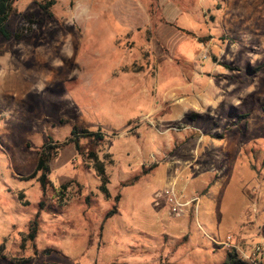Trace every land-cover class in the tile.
Masks as SVG:
<instances>
[{
  "label": "rangeland",
  "instance_id": "374dc122",
  "mask_svg": "<svg viewBox=\"0 0 264 264\" xmlns=\"http://www.w3.org/2000/svg\"><path fill=\"white\" fill-rule=\"evenodd\" d=\"M49 1L19 0L8 29L28 16L39 28L0 37V264H221L226 232L250 253L261 239L247 232L264 231V0H53L45 13ZM74 128L103 137L110 200L73 144L52 161L44 195L25 179L42 146ZM166 164L203 204L201 235L176 248L142 216L164 201ZM114 206L121 215L100 232ZM33 223L36 240L21 249Z\"/></svg>",
  "mask_w": 264,
  "mask_h": 264
},
{
  "label": "trees",
  "instance_id": "16d2710c",
  "mask_svg": "<svg viewBox=\"0 0 264 264\" xmlns=\"http://www.w3.org/2000/svg\"><path fill=\"white\" fill-rule=\"evenodd\" d=\"M19 0H0V37L5 40H15L21 41L24 38L30 37L34 31H36L40 26V21L34 16H28L24 19V21L17 26L15 32H11L7 25L11 14L13 13L14 6L18 3ZM54 1L51 0L47 4H40L42 10L46 13L47 8L52 6ZM217 140H222L223 136H215ZM81 139H87L88 141V149L86 152L83 151L81 145ZM94 139V142L92 141ZM100 140H103L101 135H93L89 133L87 130L82 129L78 130V128H74L71 132L70 138H68L65 142L58 144L53 141H48L45 143L40 151L38 152L37 163L34 172L27 178L34 179L39 184L43 195L47 191V188L50 184L49 182V174L51 172V163L58 155L59 151L66 145L73 144L76 152L79 155L84 156L86 160L89 162L91 168L93 169L96 177L99 180L98 191L103 195L104 199L110 200L111 193L109 190L110 178L106 172V163L105 160H102L98 155V148L101 145ZM110 155H105L104 157L108 158ZM151 167L149 170H152ZM137 180V178H135ZM133 180V181H135ZM132 181V182H133ZM70 183H65L61 185L59 194L61 195L59 203L60 205H65L67 202V189ZM214 181H212L207 188L204 190V194L207 193L213 186ZM23 193H19L20 199L23 198ZM120 196L116 195L113 200L115 202L119 201ZM117 213V206H114L111 210H109L104 218L101 221L99 231L102 232L105 223L112 218ZM38 229L36 224H30L28 227V231L24 233L21 237V249H25L26 244L34 243L37 237ZM4 244L0 243V259H5L3 255ZM49 251H45L46 254ZM10 263L13 264H29L30 260L28 258L25 259H15ZM221 264H250L246 260L242 259V257L238 254L235 248L226 249V256L224 261Z\"/></svg>",
  "mask_w": 264,
  "mask_h": 264
},
{
  "label": "crops",
  "instance_id": "0c3cea01",
  "mask_svg": "<svg viewBox=\"0 0 264 264\" xmlns=\"http://www.w3.org/2000/svg\"><path fill=\"white\" fill-rule=\"evenodd\" d=\"M171 6L172 5H170V3H167V5L165 6V11H164L166 16L168 17V19H167L168 22L176 21V18L178 17V14L175 13L174 6L173 7H171ZM177 34H179V33H177ZM127 166H128V164L126 163V167ZM151 167L156 168L157 165H152ZM162 167L167 168L170 172L168 174V178L166 179V184L163 185V188H162L163 191H164V189H166L168 187H172L175 192H177L178 194H181L184 197V199H186V200L193 199V198L197 199V202L195 204H192L191 207L189 208V210L186 213H184V215L181 216L180 218H175V217H173V215L170 214V207L167 204V202L163 196H161L160 198H162V199L164 198V201H162V203H159V202L156 203V206H157L156 210L152 211L151 213H148L149 216L142 215L143 217H150L151 223L155 227H158V229L160 231L159 235L161 237V241H162L161 244L162 245L164 243V245H167V247L176 248L177 246L181 245L183 241L186 242L189 238H192V236L195 237V235L198 236V234H200L199 227L202 229L200 219H201V216L203 215V210H202L203 204L201 205V202H202L201 197L199 195H197L196 193L191 192V195L186 194L187 196H184L183 191L187 190L186 188H187L188 183L187 182L186 183L181 182L179 177L176 175V172H174L175 166H172L171 164H166ZM135 178H137V180H135ZM140 179H141L140 176H135V177H133V179L126 180V181L122 182L123 184L121 186V190H123L126 187L133 186ZM133 180H135V181H133ZM158 181H161L163 183V180H161V179ZM121 190L119 189L118 193L116 194V195L120 196L119 201L117 202L118 205L122 199ZM252 210H254V213H256V209H252ZM120 215H121V213L118 210V206H117V213L113 217L120 216ZM112 218H110L109 220H111ZM255 222H257V221L254 220V223ZM103 230H104V228H103ZM258 230H259V232L257 231V234H255L256 231H254L253 234L252 233L249 234L248 232H247V234H248V236H256V237L261 239V241L259 243H257L256 245L264 244V231L263 230H262L263 232L260 231V228ZM234 234L237 235L238 233L237 234L234 233ZM234 234L233 233L228 234L226 232L225 236H222L220 239H217V238H219V236H218L216 238L217 240H215L216 243L218 244L217 248L219 249V247L225 246V248L228 249L226 239L230 237V241H229L230 245L235 246L238 249L244 251V248H243L244 244L242 243V239L240 237L241 235L239 237H237V243H234L233 242L234 236H232ZM239 234H242V233H239ZM195 243H196L195 248H198L200 246V251H202V249L204 248L203 243H202V239H199ZM197 254H200V256H201L202 252H199ZM158 264H164V263L160 260L158 262Z\"/></svg>",
  "mask_w": 264,
  "mask_h": 264
},
{
  "label": "built area",
  "instance_id": "2783aa9c",
  "mask_svg": "<svg viewBox=\"0 0 264 264\" xmlns=\"http://www.w3.org/2000/svg\"><path fill=\"white\" fill-rule=\"evenodd\" d=\"M205 59V56L202 57ZM163 196L170 207V214L175 218H180L186 213L192 204L197 202L196 198L186 200L181 194H178L172 187L166 188L162 193L158 195ZM230 237L226 239L228 249L235 248L242 259L246 260L250 264H264V244H258L251 247L250 253H246L235 246H231Z\"/></svg>",
  "mask_w": 264,
  "mask_h": 264
}]
</instances>
